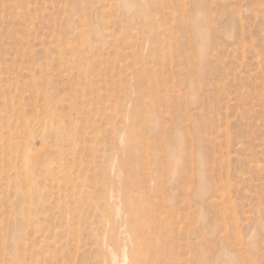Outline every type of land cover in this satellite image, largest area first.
Returning <instances> with one entry per match:
<instances>
[{"label": "rangeland", "instance_id": "1", "mask_svg": "<svg viewBox=\"0 0 264 264\" xmlns=\"http://www.w3.org/2000/svg\"><path fill=\"white\" fill-rule=\"evenodd\" d=\"M0 264H264V0H0Z\"/></svg>", "mask_w": 264, "mask_h": 264}, {"label": "bare ground", "instance_id": "2", "mask_svg": "<svg viewBox=\"0 0 264 264\" xmlns=\"http://www.w3.org/2000/svg\"><path fill=\"white\" fill-rule=\"evenodd\" d=\"M207 45V43H206ZM201 49V47H200ZM163 248V245H157L153 242V239H151L147 244H146V252H152V251H160L161 249ZM164 249L167 250L168 254H169V251H168V246H164ZM135 262H138V263H142V259H138L136 260V258H134Z\"/></svg>", "mask_w": 264, "mask_h": 264}]
</instances>
